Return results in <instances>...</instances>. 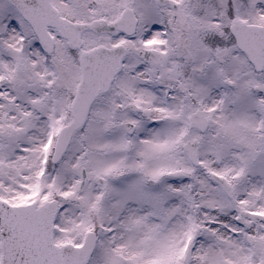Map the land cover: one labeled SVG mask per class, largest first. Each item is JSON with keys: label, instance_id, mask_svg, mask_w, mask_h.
<instances>
[{"label": "snow or ice", "instance_id": "1", "mask_svg": "<svg viewBox=\"0 0 264 264\" xmlns=\"http://www.w3.org/2000/svg\"><path fill=\"white\" fill-rule=\"evenodd\" d=\"M0 264H264V0H0Z\"/></svg>", "mask_w": 264, "mask_h": 264}]
</instances>
